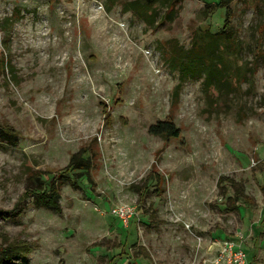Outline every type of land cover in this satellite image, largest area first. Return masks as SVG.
<instances>
[{
  "label": "rangeland",
  "instance_id": "rangeland-1",
  "mask_svg": "<svg viewBox=\"0 0 264 264\" xmlns=\"http://www.w3.org/2000/svg\"><path fill=\"white\" fill-rule=\"evenodd\" d=\"M134 1L0 0V129L17 137L0 141V264H204L239 236L264 264V0ZM224 22L228 89L170 70L168 42ZM165 121L178 138L149 134ZM80 151L87 172L61 178ZM37 179L59 212L35 206Z\"/></svg>",
  "mask_w": 264,
  "mask_h": 264
},
{
  "label": "trees",
  "instance_id": "trees-1",
  "mask_svg": "<svg viewBox=\"0 0 264 264\" xmlns=\"http://www.w3.org/2000/svg\"><path fill=\"white\" fill-rule=\"evenodd\" d=\"M232 0H221V6H228ZM141 3L152 4V0H136L130 3L128 11L135 10L134 6H138ZM211 8H213L212 5ZM142 7L139 8L141 10ZM126 10V11H127ZM224 22L223 28L216 33L200 32L198 36L193 40L189 49H184L178 46L176 41L168 42L169 47V68L173 72H177L179 76H183L188 79L198 78L205 76L207 87H210V83L213 80L219 81L220 88L228 89L230 84V75L228 73V67L224 61V53L230 50L232 53L236 51V44L232 33L229 30V26ZM184 80V79H183ZM210 82V83H209ZM210 89H214L213 86ZM216 92H220V89H216ZM149 134L164 138H178L180 131L172 122H159L152 125L148 129ZM16 135L12 131L5 132L0 129V141L14 145L16 143ZM86 152L80 151L73 154L69 160L68 165L61 172V178L66 179V175L70 170H82L83 173L87 172L90 167L89 157H85ZM81 172V174H82ZM157 179V176H156ZM160 178L158 177L157 182ZM222 181V180H221ZM220 181V182H221ZM37 182V183H36ZM33 183V187L27 188V192L34 199V204L37 208H43L53 212H59V194L54 187V181L50 182V188L44 189L45 182L38 179ZM156 182V183H157ZM242 192L237 191L236 198H241ZM262 225L264 226V216L262 219ZM127 235H124V244L126 243Z\"/></svg>",
  "mask_w": 264,
  "mask_h": 264
},
{
  "label": "built area",
  "instance_id": "built-area-1",
  "mask_svg": "<svg viewBox=\"0 0 264 264\" xmlns=\"http://www.w3.org/2000/svg\"><path fill=\"white\" fill-rule=\"evenodd\" d=\"M113 213L120 223L127 227L130 212L123 207H116ZM243 241V237L239 236L238 239H225L215 242L213 244L215 246L214 253L210 259L204 261V264H251L242 248Z\"/></svg>",
  "mask_w": 264,
  "mask_h": 264
}]
</instances>
